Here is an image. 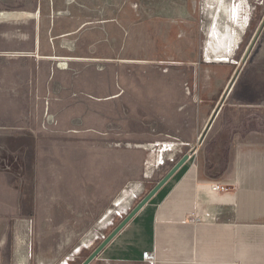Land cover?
I'll use <instances>...</instances> for the list:
<instances>
[{
  "label": "rangeland",
  "instance_id": "374dc122",
  "mask_svg": "<svg viewBox=\"0 0 264 264\" xmlns=\"http://www.w3.org/2000/svg\"><path fill=\"white\" fill-rule=\"evenodd\" d=\"M43 3L0 0V12L19 15L0 21V56L25 51L34 36L46 35L31 20ZM91 6L113 21L84 30L81 41L97 44L100 56L127 60L112 76L77 77L83 116H89L87 93L120 95L112 108L97 104L99 131L106 129V115L112 120L113 150L90 154L82 146L76 155L42 157L0 149V264H80L183 153L207 144L206 166L215 175L230 163L237 142L264 141V0H102ZM66 30L75 29L53 28L50 35ZM186 68L204 74L185 75ZM251 68L257 74L248 75ZM154 144L180 149L163 172L150 161ZM59 163L61 172L55 171Z\"/></svg>",
  "mask_w": 264,
  "mask_h": 264
},
{
  "label": "crops",
  "instance_id": "0c3cea01",
  "mask_svg": "<svg viewBox=\"0 0 264 264\" xmlns=\"http://www.w3.org/2000/svg\"><path fill=\"white\" fill-rule=\"evenodd\" d=\"M100 2L47 0L31 18L46 35L34 36L25 51L0 56L1 66L15 65L0 66V149H25L42 157L76 155L83 148L90 154L113 150L107 127L112 120L106 115V129L99 131L103 120L97 104L112 108L120 95L99 98L96 90L87 93L89 116H83L77 83L80 76H112L127 61L100 56L97 44L81 41L84 30L112 24V18L92 8ZM66 27L75 30L50 35L53 28ZM184 70L185 75L198 70L204 74V69ZM257 70L251 68L248 75ZM149 151L153 169L159 172L180 155L179 148L164 144H154ZM210 151L206 144L183 153L176 161L186 154L189 159L91 264H150L145 253L155 254V264H264V141L237 142L230 163L215 175L206 166ZM61 164L55 171L64 170ZM215 184L229 190L213 191Z\"/></svg>",
  "mask_w": 264,
  "mask_h": 264
},
{
  "label": "water",
  "instance_id": "95a60500",
  "mask_svg": "<svg viewBox=\"0 0 264 264\" xmlns=\"http://www.w3.org/2000/svg\"><path fill=\"white\" fill-rule=\"evenodd\" d=\"M221 106H218L215 110L211 120H214ZM209 128L205 129L207 133ZM189 159V155H184L167 173L166 175L156 184V186L138 203V205L123 219V221L112 231L108 237L81 263L91 264L102 252V250L111 242V240L119 234V232L135 217V215L155 196V194L163 187L168 180L175 174V172Z\"/></svg>",
  "mask_w": 264,
  "mask_h": 264
},
{
  "label": "built area",
  "instance_id": "2783aa9c",
  "mask_svg": "<svg viewBox=\"0 0 264 264\" xmlns=\"http://www.w3.org/2000/svg\"><path fill=\"white\" fill-rule=\"evenodd\" d=\"M212 190L216 191V192H218V191L227 192L229 190V187L223 186V185H220V184H215V185H212ZM145 257H146L147 261L150 264H155V262H156L155 254H153V253H145Z\"/></svg>",
  "mask_w": 264,
  "mask_h": 264
},
{
  "label": "bare ground",
  "instance_id": "6f19581e",
  "mask_svg": "<svg viewBox=\"0 0 264 264\" xmlns=\"http://www.w3.org/2000/svg\"><path fill=\"white\" fill-rule=\"evenodd\" d=\"M19 15L14 13H6V12H0V21L10 20L11 18L18 17ZM227 59H223L220 61H226Z\"/></svg>",
  "mask_w": 264,
  "mask_h": 264
}]
</instances>
